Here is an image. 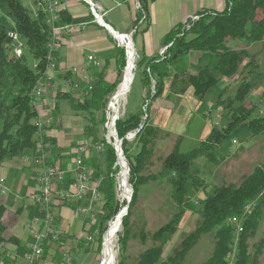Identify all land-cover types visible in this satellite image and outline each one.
<instances>
[{"label":"trees","instance_id":"obj_1","mask_svg":"<svg viewBox=\"0 0 264 264\" xmlns=\"http://www.w3.org/2000/svg\"><path fill=\"white\" fill-rule=\"evenodd\" d=\"M153 1L139 0L135 25L148 19V6ZM196 15L199 20L191 22L188 18L186 23H178L163 37L162 46L167 47L165 53L154 57L143 55L138 60L137 69L150 102L146 111L140 109L116 121L123 156L130 168L129 183L133 188L127 215L122 220L118 264H128L127 250L131 241L145 247L134 264H183L200 238L208 234L214 240V249L202 264H228L233 252L234 264H261L264 235L257 242L254 239L264 218V160L243 175L239 183L211 184L206 181V175L212 174L228 156L236 154L230 148L234 140L249 142L264 134V116L259 114L258 105L250 100L253 91L264 81V71L248 47L233 48L229 44L240 41L250 46L264 41V0H226L223 10L201 9ZM62 16L64 21L69 18L66 10L62 11ZM50 27L43 11L32 13L22 0H0V169L6 164H19L22 156L34 150L33 120L38 112L33 104L32 90L45 70ZM148 28L149 25L143 31ZM13 30L26 41V51L21 57L8 48V32ZM116 52L115 81L106 80L108 65L105 64L89 96L74 97L67 92L58 95L60 99H69L73 111L87 113L88 123L83 136L103 145V162L99 164L97 159L90 162L96 170L95 176L102 177L101 191L105 200L97 225L92 227V230L99 228L98 251H101L108 229L107 222L122 210L115 192V175L119 172L116 151L105 138L98 139L100 127L106 120L109 95L117 90L127 65L125 50L117 49ZM28 55L38 61L36 68L28 63ZM236 75L241 78L238 88L233 97L228 96L227 87L222 88V83ZM77 80L81 88L86 86L82 78ZM168 82L170 93L167 98L184 95L192 89L201 103V112L213 95L215 106H221L224 111L226 123L220 127L213 125L208 137L192 142V147H187L186 139L179 137L172 151L161 159L160 170L147 173L146 167L154 160L157 140L168 135L151 124L149 108L154 100L164 95ZM98 112L100 118L96 116ZM136 129L138 133L132 142L138 144L139 150L132 153V142L126 136ZM62 154L63 149L55 146V159L60 160ZM200 158L206 159L208 165H201ZM157 181L169 187L174 208L168 219L151 232L145 221L135 225L132 217L141 186ZM253 201L256 206L245 217L243 232L235 245V227L228 218L242 215L244 207ZM188 211L197 216L193 229L184 232L165 254ZM4 213L5 206L0 203V249L6 241V228L2 223ZM65 238L61 234L57 244L59 249L67 245Z\"/></svg>","mask_w":264,"mask_h":264},{"label":"crops","instance_id":"obj_2","mask_svg":"<svg viewBox=\"0 0 264 264\" xmlns=\"http://www.w3.org/2000/svg\"><path fill=\"white\" fill-rule=\"evenodd\" d=\"M96 1L103 8L105 18L110 17V21L108 20L105 22L111 29L93 21L89 5L86 2L82 0H61L62 11L66 10L67 15L69 16L67 19L68 21L63 20V22L75 24L87 23V26L84 29L80 28L74 34L65 36L62 47L58 53L59 63L56 75L58 76L59 82H62V78L65 73L72 68L87 67L88 71L96 73L99 78V74L102 69L97 71L93 70L92 66H89L87 61V56L89 54H94L97 58H99L103 62V66H105V64L108 65L106 80L112 82L117 76L116 51L117 49H123L117 44L114 33L130 34L136 30V32L132 35V42L138 60H140L143 55L154 57L160 55L162 48H164L162 46L163 37L178 23L185 22L201 9L220 11L223 10L226 5V0H224L223 5L220 4V7L216 8L212 7V3H210L211 7L204 8V3H199V0H155L150 2L148 6V18H150L151 24L149 25L147 31H145L139 38L138 44H136L135 39L138 37L137 35L140 28L144 25L142 21L135 25V20L137 19L140 8L139 0ZM76 77L81 80L79 76ZM60 93H62L60 85H58L55 89L48 90L45 94L43 103L38 106V111L42 115H50L52 117L53 123L49 131V137L51 140L55 141L54 144L56 148L63 149L60 162L63 167H68L72 164V160L76 156V148L80 144L87 142L91 144L95 142L93 138H85L83 136L84 128L82 130L83 141H81V143L78 142L76 145L73 144L69 146L62 142L54 122L59 113V103L61 99L58 98V95ZM169 93L170 90L168 82L164 95L154 100L149 108V119L151 124L159 127L168 135L157 140L155 144L153 163L146 167V172L148 173H156L160 170L161 159L166 156L165 152L169 149L172 151L179 137H183L186 141L188 140L192 142L204 141L210 134L213 127V125L209 123V117L206 116V111L212 104H206L205 109L201 112V103L194 96L192 89L188 90L184 95H179L177 97L174 96L176 98L175 100L167 98ZM144 94H146V90ZM72 96L77 97L73 94ZM180 99L182 101L178 104ZM210 100L212 99L209 98L207 102H211ZM53 101L55 103L50 109V102ZM184 104H191V109L186 115V120L182 122L178 118L173 119L175 112L181 109ZM195 111L198 114L197 116L201 119L199 122L196 118L192 117V114ZM124 115L126 114L124 113ZM186 131L189 135H184ZM246 145L247 144L245 143L244 146L246 147ZM230 148L231 150L234 148L237 149V145H231ZM138 150V144L136 142H132V153H136ZM98 154L100 153L95 152L94 149H90V151L85 154V160L94 169L95 174L96 170L90 162L96 159ZM6 165L8 168L5 167ZM6 165L0 169V175H5L9 187V193L7 195L0 194V203L5 206L2 223L6 228V241L0 249V264H24V254L26 253L28 244L31 241V233L26 227V223L39 214L35 205L32 204L26 197L28 191L34 187V182L32 180L33 172L30 168L24 165L20 166L21 162L16 165ZM96 179L98 178L96 177ZM146 185H148L150 189L168 187L165 183L158 181L150 182ZM79 205V203L66 202L60 204L56 210V221L61 229L62 235L66 237L65 239L67 245L71 247L74 264H76L75 250L80 251V249H82V241H84L83 236L86 229H88V224L90 223L88 216L77 212ZM102 212L103 211L97 214L94 225H97L99 215ZM192 214L193 213L190 211L186 213L179 229H184L187 216L191 218L193 217L191 216ZM196 218L197 216L195 215V217H193L194 220H192L193 224L195 223ZM146 224L147 229L149 230L148 222H146ZM92 227L93 225H91V227L89 226L91 231H93ZM190 230L191 229L184 230V232H189ZM57 244L59 243L50 242L47 244L45 246L43 257L35 264H64L63 255L60 253V249L57 247ZM8 254L12 257L8 256Z\"/></svg>","mask_w":264,"mask_h":264},{"label":"built area","instance_id":"obj_3","mask_svg":"<svg viewBox=\"0 0 264 264\" xmlns=\"http://www.w3.org/2000/svg\"><path fill=\"white\" fill-rule=\"evenodd\" d=\"M89 5L92 19L94 22L111 29L105 22V13L101 5L96 0H82ZM38 10L43 11L47 15V19H51V38L47 44V55L45 61V70L39 76L33 90V104L37 109L38 115L34 118V150L28 155L20 158L21 165L32 170V180L34 187L28 191L27 199L35 205L39 214L34 216L26 223V227L30 230L31 241L28 244L27 251L24 254V264H35L44 255L45 246L50 242H58L62 234L60 227L56 221V210L62 203L73 202L79 203L77 208L79 214L88 216L90 223L84 234V240L87 243L94 242V236H98L99 228L90 230L89 226L94 225L97 214L103 211L104 195L101 191L102 178L96 179L94 169L85 160V154L94 149L95 152L101 153L103 145L99 142L89 144H80L76 148V156L72 160V164L68 167H63L60 160L55 159L53 140L49 137V131L52 127L53 119L50 115H42L38 111L39 104L43 103L45 94L48 90L55 89L60 85L61 92L71 93L77 97L89 96L93 90L94 84L99 80L94 72L88 71L87 67L72 68L63 76L62 82H59L56 72L58 70L59 56L58 53L62 47L65 36L74 34L77 30L84 29L87 23H64L62 16L61 0H37L35 13ZM191 22L199 20V16L194 14L190 18ZM187 20L185 21V23ZM189 26V23H188ZM134 30L130 34L114 33L117 44L122 47L127 55V60L131 57L134 45H131L130 39L135 33ZM8 48L16 56L21 57L26 51V41L21 35L13 30L8 32ZM167 47L162 48L161 53H165ZM137 55H134V67L137 61ZM89 66L93 70L100 71L103 68V62L94 54L87 56ZM38 61L34 60L33 67L36 68ZM75 76V77H74ZM79 76L86 82V86H80L76 79ZM154 92V84L152 86ZM264 107V103H263ZM110 109V108H109ZM214 106L210 105L206 111V116L211 117ZM121 108L117 115L112 110L106 111V120L103 129L107 131V135L103 136L105 140L113 145L116 154L117 147L114 144L116 135V119L123 117ZM264 114V108L260 111ZM221 117L217 115L215 124L217 125ZM138 130L131 131L127 134L126 139L132 142ZM236 145L237 141H233ZM122 149V146H121ZM232 149V153L235 152ZM123 155V150H122ZM120 173V171H119ZM9 187L5 176L0 175V194L7 195ZM256 206V202H250L244 207L242 215H234L228 218V222L235 227V245L238 242L240 234L244 229L245 217L251 213ZM113 220V219H112ZM110 220L107 224L110 225ZM104 239V238H103ZM60 253L63 255L64 264H73V255L71 247L63 245L60 248ZM8 256L12 257L10 254ZM235 253L229 256L228 264H234Z\"/></svg>","mask_w":264,"mask_h":264},{"label":"rangeland","instance_id":"obj_4","mask_svg":"<svg viewBox=\"0 0 264 264\" xmlns=\"http://www.w3.org/2000/svg\"><path fill=\"white\" fill-rule=\"evenodd\" d=\"M24 5L27 6L32 13H35L36 8V0H22ZM199 3H204V8L211 7H220L219 5L224 4V0H199ZM201 9V8H200ZM105 21H110V17L104 18ZM151 21L150 18H148L144 25L140 28V31L138 33V37H136L135 42L138 44L139 38L144 33L143 29L150 25ZM230 46L234 47H248L250 53L252 56L256 58V61L260 64L261 68L264 71V41L260 43L251 44L250 46L247 45L244 42L240 41H233L229 43ZM137 61L135 62V67L133 70L134 78L130 86V90L128 94L125 96V99L122 101L121 105V114L124 112L125 114L129 113H135L139 111L140 109L143 111H146L147 106L149 104V98H147V90L143 85V82L141 80L139 70L137 69ZM28 63L33 66L34 60L31 56L28 55ZM34 68V67H33ZM125 70V69H124ZM127 70V69H126ZM124 71L121 76V82L123 79ZM117 76L114 78L116 80ZM113 80V81H114ZM241 78L239 75H236L235 77L231 79H224L222 83V88L227 87V95L228 96H234L235 92L238 88V84L240 82ZM112 81V82H113ZM120 85V84H119ZM118 85V86H119ZM153 86V85H152ZM118 90V87H117ZM116 90V91H117ZM146 90V94H144ZM115 91V92H116ZM114 92V93H115ZM113 94L109 95L108 103L106 107V111H109L110 109V101L113 97ZM145 95V96H144ZM175 97H172L171 100H175ZM211 102H207L206 104L209 105L212 104L214 106L212 116L209 117V120L212 125H215V120L217 115L221 117V120L217 124V126H223L226 123V117L223 114L222 107L215 106L216 102L213 100L214 96L211 95L210 97ZM250 100L253 101L258 105V111L260 114V111L262 110L263 103H264V81L262 82L261 86L253 91ZM181 99L178 104L181 103ZM176 102V101H175ZM55 102H50V109L53 107L52 105ZM124 109V110H123ZM191 109V104L187 105L184 104L181 109H179L177 112H175V115L173 116V119L178 118L182 122L186 120V115L188 114L189 110ZM53 110V109H52ZM58 116L55 118V126L57 127L58 133L60 134V138L63 143L66 145H76L78 142L81 143L83 141L82 136V130L85 127V125L88 123V115L87 113H77L71 109L69 99L64 98L60 100L59 103V111ZM106 113V112H105ZM123 113V115H124ZM258 113V112H257ZM256 113V114H257ZM255 114V115H256ZM198 114L193 112L192 117L196 118V120L199 122L201 119ZM261 115V114H260ZM96 116L98 118L101 117V113H96ZM261 116H264L261 115ZM193 125V124H192ZM192 130V129H190ZM179 132V131H178ZM181 132V130H180ZM179 132V133H180ZM184 133V132H183ZM186 133V134H185ZM184 133V135H189L187 131ZM182 134V133H181ZM107 135V131L103 129V127H100V133L98 135V139H102L103 136ZM97 140L94 139V142ZM247 144L246 147L244 144ZM192 141L186 142L187 147H192ZM232 145L234 143L232 142ZM237 151L236 154H232L227 157L225 161L221 163L220 166L215 167L213 169L212 174H207V182L211 184H221L222 182H236L239 183L241 181V177L247 173H249L254 166H256L258 163H261L264 160V134L260 136L259 138L249 141V142H241L237 140ZM113 146V145H112ZM170 149L165 152L167 155L170 153ZM132 152V151H131ZM97 162L101 164L103 162L102 159V153L98 154L97 156ZM118 162V159H117ZM116 162V163H117ZM200 164L203 166H207L206 159H200ZM5 167L8 168L6 165ZM120 171V169H119ZM148 173V172H147ZM3 176V175H2ZM5 176V175H4ZM132 189V185L129 184ZM115 192L117 195V200L120 204H122V207L125 206L121 201L122 199V191L120 190V183H119V172L115 175ZM132 194V193H131ZM130 194V195H131ZM200 197H203V193L199 194ZM131 197V196H130ZM129 197V198H130ZM128 198V199H129ZM127 199L125 200V203L127 204ZM173 203L170 199V189L167 188H151L148 185L141 186L140 189V198L137 205V208H135L134 216L132 217V220L135 222V225L141 224L142 221L148 222V228L150 231L157 230L169 217L171 212L173 211ZM191 216L195 217L194 214ZM193 217L186 218L184 229H179V231L174 235L172 241L168 244L166 248L165 254H168L172 246L179 240V238L184 233V230L193 229ZM108 223V222H107ZM107 228L108 224H106ZM110 226V225H109ZM192 227V228H190ZM123 234V226L121 225V229L118 232L117 237V243H116V251H117V259L115 264H118L121 257H120V245H119V237ZM105 235V234H104ZM264 235V218L260 223V226L257 231V236L254 239V242L259 241L261 237ZM97 239L98 236H94V242L93 243H87L86 240L83 242L82 249L75 250L76 253V264H101V260L103 258L102 249H103V242H102V248L101 251L97 250ZM145 247L141 245L137 241H131L129 243V247L127 250V257H128V264H134L136 261V258L138 254L144 249ZM214 249V240L212 236L204 235L200 238L198 244L188 253V255L185 258V261L183 264H202L213 252ZM74 253V252H73ZM73 264H74V260ZM261 264H264V254L261 257Z\"/></svg>","mask_w":264,"mask_h":264},{"label":"bare ground","instance_id":"obj_5","mask_svg":"<svg viewBox=\"0 0 264 264\" xmlns=\"http://www.w3.org/2000/svg\"><path fill=\"white\" fill-rule=\"evenodd\" d=\"M50 25H51V19H48ZM130 44L133 45L132 40L130 39ZM134 55L135 50L132 51L131 57L129 59L127 70L124 74V77L122 79V82L118 88V90L114 93L113 97L110 101V110L114 112L115 115L118 114L122 101L125 99V96L128 94L130 90L131 83L134 78ZM124 110V109H123ZM124 113V112H123ZM122 160L119 161V183H120V190L122 191V199L121 203L125 204V200L130 197V194L132 193L131 186L129 185V177L130 174H128L127 170V161L123 157H121ZM126 206V205H125ZM125 206L122 207V212L125 211ZM120 211V212H121ZM122 223V215L120 213L117 214V216L110 222V226L107 229V234L105 236L104 246L102 250L103 258L101 260V264H115L117 259V251L115 249L116 243H117V237L118 232L121 229Z\"/></svg>","mask_w":264,"mask_h":264},{"label":"water","instance_id":"obj_6","mask_svg":"<svg viewBox=\"0 0 264 264\" xmlns=\"http://www.w3.org/2000/svg\"><path fill=\"white\" fill-rule=\"evenodd\" d=\"M127 67H128V60H127V65H126L125 70H124V74H125V72H126ZM123 77H124V75H123ZM120 84H121V83H120ZM119 86H120V85H119ZM119 86H118V88H119ZM116 121H117V119H116ZM114 144H115L116 147H117V159H118L117 165H119V161L122 160V159H121V157H122V149H121V146H122V139L119 138L117 131H116V135H115V138H114ZM123 157H124V156H123ZM124 158H125V157H124ZM125 159H126V158H125ZM127 167H128L127 172H128V174H129V172H130V168H129V166H128V163H127ZM132 195H133V188H132V194L130 195L131 197L128 199L127 204H126V206H125V211H124V212H122V211L119 212V213L122 215V220H123V217H124L125 215H127V211H128V208H129V203H130L131 200H132ZM121 224H122V223H121ZM107 231H108V230H107ZM107 231L105 232V235H104L103 246H104V241H105V236H106V234H107ZM102 250H103V249H102Z\"/></svg>","mask_w":264,"mask_h":264}]
</instances>
